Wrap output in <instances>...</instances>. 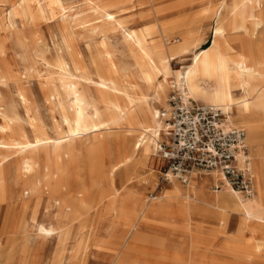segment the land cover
Instances as JSON below:
<instances>
[{
	"label": "rangeland",
	"instance_id": "obj_1",
	"mask_svg": "<svg viewBox=\"0 0 264 264\" xmlns=\"http://www.w3.org/2000/svg\"><path fill=\"white\" fill-rule=\"evenodd\" d=\"M239 2L40 0V6L38 0H0V143L65 139V116L79 126L91 124L87 114L94 106L108 109L116 123L100 139L89 132L27 154L0 146V264H264V229L240 227L237 214L224 227H188L172 214L180 199L175 188L187 189L194 177L188 184L161 182L156 143L150 154L135 151L139 134H127V119L121 121L113 107L127 106L125 92L136 91L160 113L176 90L169 84L166 99L156 100L138 49L108 15L129 28L158 24L150 45L174 58L162 65L174 77L187 72L197 51L212 45L217 26L234 19L229 10ZM208 5L213 7L202 12ZM245 16L246 34L227 37L231 58L247 53L264 63V0H254L253 18ZM176 40L187 41L188 55L168 53ZM96 70L106 81L100 91ZM202 87L209 91L214 83L208 79ZM193 97L207 104L203 96ZM252 128L264 131V119ZM126 157L132 161L122 166ZM25 158L30 172L23 168ZM111 169L108 179L105 171ZM207 192L226 193H216L211 183ZM155 196L161 197L156 206L168 209L165 214L150 212ZM52 231L61 237H47ZM237 239L253 251H230ZM6 252H12L10 262Z\"/></svg>",
	"mask_w": 264,
	"mask_h": 264
},
{
	"label": "bare ground",
	"instance_id": "obj_2",
	"mask_svg": "<svg viewBox=\"0 0 264 264\" xmlns=\"http://www.w3.org/2000/svg\"><path fill=\"white\" fill-rule=\"evenodd\" d=\"M38 1L40 4V0ZM253 3L254 0H240L233 9L229 10V14L234 19L227 25L223 22L220 23L216 28L212 45L207 49L197 51L193 55L192 65L187 67V72L184 74L182 71H176L174 72V77L166 76L162 70V65L168 64L174 58L171 55H165L163 52H155L150 45L152 42L149 39L157 32L158 24L151 22L142 27L129 28L127 25L121 24L116 16L108 15L107 19L109 22L116 23V26L120 27L119 31L126 34L128 39L138 49L146 65L149 80L153 81L157 91L156 100L164 101L169 84H174L172 87L185 100L189 98L194 100L193 96H203L208 105L217 106L229 113L227 117L229 124L244 127L247 130V143L249 146L251 145L252 173L254 176V188L256 189L254 196L245 197L243 194L229 188L224 190L233 193L212 195L207 192L206 186H204L205 200L203 199V203L213 210L214 214L220 213L223 221H229L232 214H238L243 223L241 227H260L264 229V137L260 135L264 134V131L252 128L255 122L264 119V63L253 62L247 53L242 55L238 61H234L227 47V37L230 33L241 36L246 34L245 21L247 18L245 13L248 14V19L253 18ZM212 7L213 5H208V7L203 10L201 8V10L202 12H207ZM239 15L241 17L240 26L237 19ZM164 32L166 33L165 30ZM190 50V45H188L187 41L176 40L168 53L174 56H186ZM231 72H234V75ZM96 73L98 79L96 86L100 91L106 86V81L99 73V70H96ZM161 77L162 79H160ZM208 79H211L214 83V87L209 91L202 87V83ZM125 97L128 102L127 106L114 105L113 107L120 115L121 121L124 117L127 119L129 123L127 134H139L140 139L135 143L134 150L137 152L141 151L146 155L150 154L163 128V122L159 118L160 113L157 109L152 110L146 97L139 96L136 91L125 92ZM11 108L10 113H14L13 108ZM87 115L91 120V124H84L83 126H79L71 116H65L64 122L69 128L65 139L60 138V140L50 142L40 136L34 143L16 141L11 145L0 143V146L3 150L19 149L22 154H27L31 151H37L50 143L64 144L67 141L74 142L84 138L89 132L100 139V137H104L107 132L113 131L116 127L115 120L108 109L102 110L98 106H94ZM123 161L122 166L131 162L132 157H126ZM23 168L26 172H30L32 167L28 158L23 160ZM114 171L115 169L105 171L108 179H111ZM214 175L218 178L221 177L217 173H214ZM194 176L195 174H193L192 178ZM171 181L180 183L175 178H171ZM192 184L189 186L190 189L193 187ZM175 189L179 188L176 187ZM190 189L188 188L185 191L188 201L194 200L191 197L189 198L188 191ZM33 192H37L35 187ZM238 194L245 198L243 199ZM158 199L160 198H157V196L152 198L153 202ZM58 204L60 205V203ZM46 235L53 238L54 241L61 237L60 231H52L46 233ZM230 251L243 256L252 252L253 249L245 246L244 243L237 239L230 246ZM6 254L8 255V261H11L12 252H6Z\"/></svg>",
	"mask_w": 264,
	"mask_h": 264
},
{
	"label": "built area",
	"instance_id": "obj_3",
	"mask_svg": "<svg viewBox=\"0 0 264 264\" xmlns=\"http://www.w3.org/2000/svg\"><path fill=\"white\" fill-rule=\"evenodd\" d=\"M163 128L156 154L163 161L161 182L175 178L188 184L193 174L217 173L213 190L229 188L246 197L255 194L250 147L245 128L231 125L221 108L185 100L173 91L160 110Z\"/></svg>",
	"mask_w": 264,
	"mask_h": 264
},
{
	"label": "crops",
	"instance_id": "obj_4",
	"mask_svg": "<svg viewBox=\"0 0 264 264\" xmlns=\"http://www.w3.org/2000/svg\"><path fill=\"white\" fill-rule=\"evenodd\" d=\"M194 100H195V98H194ZM227 117H228V115H227ZM250 148H251V145H250ZM194 179L195 180L192 181L193 187L191 189H190V187H188L190 189L189 191L191 192V194L195 195V197H192V199H194V200H192V203L187 200L185 191L188 190V188L185 190L180 189V188L175 189V192L179 194L180 199L177 202L178 207L170 210L172 212V214L173 215L175 214L174 216H177L176 218L179 217L180 221L183 224L187 225L188 227H224L226 224H229L231 222L232 218H230L229 221H223L220 213L214 214L213 210H211L206 204L203 203L205 200L203 187L206 186L205 189L207 190V183H211V185L213 186V184H215L217 182V180L220 178L216 177L214 174H204L202 176L195 175ZM196 189H199L200 194H199V192L195 193V192H197V191H195ZM224 189L225 188H222L219 190H214V191L218 194L222 193V192L233 193V192H230V191H227ZM255 191H256V189H255ZM222 194H224V193H222ZM234 194H237V193H234ZM199 195H200V197H199ZM238 195L240 197H242L240 194H238ZM159 198L160 199H158L157 201H154L153 204L150 206V208H151L150 212H158L161 214H165L166 213L165 211L168 209H163L164 210L163 211L162 209H159V206H156L157 204L161 203L160 202L161 197H159ZM199 198H200V200H199ZM196 199H198L199 202L195 201ZM196 216H200L202 218V221H196L195 220ZM240 219H241V217H240ZM217 220H220L221 224L217 223L216 222ZM206 222H214L215 225L211 226V225L207 224ZM241 222H242V220H241ZM242 225H243V223H241L240 227ZM4 264H6V262Z\"/></svg>",
	"mask_w": 264,
	"mask_h": 264
}]
</instances>
